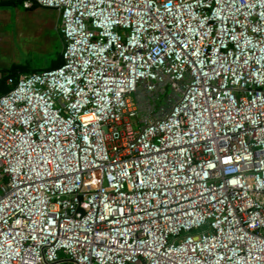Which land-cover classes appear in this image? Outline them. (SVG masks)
<instances>
[{"label":"built area","instance_id":"1","mask_svg":"<svg viewBox=\"0 0 264 264\" xmlns=\"http://www.w3.org/2000/svg\"><path fill=\"white\" fill-rule=\"evenodd\" d=\"M61 65L0 94V264H264V0H25Z\"/></svg>","mask_w":264,"mask_h":264},{"label":"rangeland","instance_id":"2","mask_svg":"<svg viewBox=\"0 0 264 264\" xmlns=\"http://www.w3.org/2000/svg\"><path fill=\"white\" fill-rule=\"evenodd\" d=\"M0 9V69L14 63L37 70L48 67L63 44L59 34L60 15L50 14L53 9L35 7L29 10L22 4ZM7 9L11 12L8 21ZM17 10L21 12L18 21Z\"/></svg>","mask_w":264,"mask_h":264},{"label":"trees","instance_id":"3","mask_svg":"<svg viewBox=\"0 0 264 264\" xmlns=\"http://www.w3.org/2000/svg\"><path fill=\"white\" fill-rule=\"evenodd\" d=\"M25 0H0V7H6L8 5H19L22 4ZM32 8H35L33 6ZM62 63L61 53L56 55V58L52 60L51 65L49 68H55ZM32 71H36L30 68L28 65H20V64H13L9 68L0 69V94L6 93L10 86L6 84V79L8 77L16 78L18 74H26Z\"/></svg>","mask_w":264,"mask_h":264},{"label":"crops","instance_id":"4","mask_svg":"<svg viewBox=\"0 0 264 264\" xmlns=\"http://www.w3.org/2000/svg\"><path fill=\"white\" fill-rule=\"evenodd\" d=\"M7 6H10V5H8L7 4ZM36 9H38V8H36ZM36 9H33L32 11H36ZM0 10H2V9H0ZM30 10V9H29ZM56 12V13H55ZM21 12H19L18 10L15 12V14H17V21H18V15L20 14ZM8 14H11V12H9V10L7 9V21L10 19V15H8ZM50 14H59L57 11H53V10H51V13ZM60 34V33H59ZM59 42H60V40H59ZM62 48V47H61ZM61 52H60V49L57 51V54L59 55ZM56 58V57H55ZM52 60H54V59H52ZM51 60V61H52ZM15 64V63H14ZM51 65V64H50ZM50 65L48 66V67H46V68H44V69H50L49 67H50ZM31 68V67H30ZM33 69V68H32ZM34 70H36V71H39V69L37 70V69H34ZM41 70H43V69H41Z\"/></svg>","mask_w":264,"mask_h":264}]
</instances>
